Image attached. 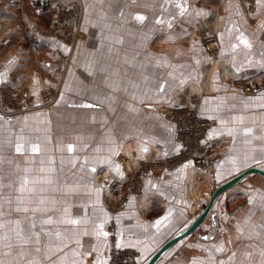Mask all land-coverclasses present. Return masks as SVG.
I'll use <instances>...</instances> for the list:
<instances>
[{
    "label": "crops",
    "instance_id": "0c3cea01",
    "mask_svg": "<svg viewBox=\"0 0 264 264\" xmlns=\"http://www.w3.org/2000/svg\"><path fill=\"white\" fill-rule=\"evenodd\" d=\"M176 2L0 0V264H109L112 246L146 264L222 182L264 168V4L186 0L181 16ZM236 80L260 87L248 95ZM3 95L17 98L8 113ZM184 106L214 121L218 158L142 172L179 152L168 113ZM213 211V238H201L208 218L159 264H264V177H246Z\"/></svg>",
    "mask_w": 264,
    "mask_h": 264
},
{
    "label": "built area",
    "instance_id": "2783aa9c",
    "mask_svg": "<svg viewBox=\"0 0 264 264\" xmlns=\"http://www.w3.org/2000/svg\"><path fill=\"white\" fill-rule=\"evenodd\" d=\"M200 35L204 38V43L212 51L218 48L217 35L208 31H204ZM203 40V39H202ZM215 45V48L213 46ZM234 86L240 88L242 92L246 94L256 93L258 85L248 84L242 80H236ZM258 86V87H257ZM52 96V92L47 94V99ZM3 102L1 103V110L4 113H8L9 104H6L9 99H17L15 96L3 95ZM26 107L22 108V111H26ZM168 115L171 121L175 124V139L177 140L180 150L173 157H162L153 163L143 164L141 166L142 172L152 171L155 173H161L165 169H169L177 163L191 161L195 166L201 170H207L213 165L217 159L219 153L217 146L208 138H206L207 131L215 125L213 120H204L199 115L195 108H189L187 106L172 109ZM121 163H126L125 159ZM115 183L112 184L114 186ZM116 208L119 205L117 202ZM137 249H121L116 246H112L110 249V262L109 264H142V261L137 259Z\"/></svg>",
    "mask_w": 264,
    "mask_h": 264
},
{
    "label": "water",
    "instance_id": "95a60500",
    "mask_svg": "<svg viewBox=\"0 0 264 264\" xmlns=\"http://www.w3.org/2000/svg\"><path fill=\"white\" fill-rule=\"evenodd\" d=\"M252 174H257L264 177V168L262 167H254L246 169L245 171L237 174V176L222 182L220 186H218L213 193L210 195V199L203 209L200 215L193 219V221L184 227L177 234L169 238L158 251H156L150 258L146 264H159L164 256L173 248H175L180 241L197 234L201 229V226L210 218L211 228L212 230L206 235L201 236L203 240H209L213 238V236L219 230V222L217 213L213 211L215 204L220 199V197L230 189L235 188L243 179Z\"/></svg>",
    "mask_w": 264,
    "mask_h": 264
},
{
    "label": "snow or ice",
    "instance_id": "6c2138e0",
    "mask_svg": "<svg viewBox=\"0 0 264 264\" xmlns=\"http://www.w3.org/2000/svg\"><path fill=\"white\" fill-rule=\"evenodd\" d=\"M257 3H258V4H264V0H257ZM175 6L178 7V8H180V15H181V16H183V15L185 14V12H187L186 0H185V3H184V4L179 3L178 0H177ZM196 15H197V16H200V15H206V13H204V12H197ZM135 19L138 20V21H140V22H143L144 19H145V17L142 16V15H137V16L135 17ZM156 23L161 24V23H163V21L158 19V20L156 21ZM168 26H169V27L172 26V25H171V22H169ZM237 39L239 40L240 44H243L245 47H247V48H250V47H251V44L249 43V41L247 40V38L244 36L243 33H240V35H239V37H238ZM232 47H233V49H235V48L237 47V45H233ZM162 90H163V89H161V91H162ZM83 106H84V107H92V105H83ZM21 147H22V146L17 145V147H16V151H17V152H21ZM37 150H38V149L33 148V151H37ZM68 150H69V151H72V146H71V145H69V149H68ZM142 151H145V152H146V151H147V148H143ZM114 154H117V155H118V153H114ZM102 163L111 164V161H110V160H104V161H102ZM91 170H92L93 172H95V171H96V168H92ZM112 171H114V172L120 174L121 176L123 175V173L120 172V166H119V165H115V166L112 168ZM249 202L251 203V201H249ZM72 223H77V222H76V221H72ZM157 223H159V221H158ZM104 235L106 236L107 233H104ZM217 251H223V245H221L220 247H218V248H217ZM233 255H234V253H233Z\"/></svg>",
    "mask_w": 264,
    "mask_h": 264
},
{
    "label": "rangeland",
    "instance_id": "374dc122",
    "mask_svg": "<svg viewBox=\"0 0 264 264\" xmlns=\"http://www.w3.org/2000/svg\"><path fill=\"white\" fill-rule=\"evenodd\" d=\"M203 29H204V31H208L206 28H203ZM200 32L202 33L203 30H200ZM200 32H199V33H200ZM200 38L203 39L202 41H203V43H204V38H203L202 35H200ZM213 48H215V45L213 46ZM217 50H218V49H217ZM217 50H215V51H217ZM233 86H234V85H233ZM234 87H235V86H234ZM257 87H258V86H257ZM258 89H259V87H258ZM258 89H257V90H258ZM219 153H220V150H219ZM163 157H164V156H163ZM217 158H218V157H217ZM122 164L125 165L126 163H122ZM133 175H135V174L132 173V175H129V176H133ZM135 176H136V175H135ZM114 183H117V182H114ZM117 186H118V184H116V187H117ZM114 187H115V186H114ZM122 193H123V192H122ZM109 205H110V207H112V208H116V206H117L116 203L113 202V201H109ZM135 249H136V248H135ZM137 252H138V255H137L138 257H137V259L140 260V252H139V251H137ZM141 261H142V260H140V262H141ZM142 264H144L143 261H142Z\"/></svg>",
    "mask_w": 264,
    "mask_h": 264
}]
</instances>
